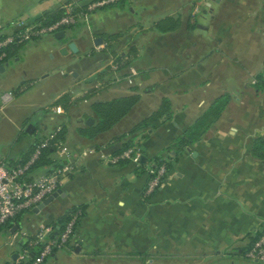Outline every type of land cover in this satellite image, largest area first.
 Here are the masks:
<instances>
[{
    "label": "crops",
    "instance_id": "0c3cea01",
    "mask_svg": "<svg viewBox=\"0 0 264 264\" xmlns=\"http://www.w3.org/2000/svg\"><path fill=\"white\" fill-rule=\"evenodd\" d=\"M66 1L0 0V26L15 19L41 23L45 13L63 10L68 2L85 4ZM165 17L178 18L179 28L158 31L154 25ZM65 30L69 40L58 49L68 54L73 42L74 62L56 55L52 63L28 54L32 47L20 52L16 47L0 68L7 75L0 83V160L26 161L34 145L58 126L60 139L79 154L61 194L39 212L31 211L37 216L27 211L0 228V264H15L12 256L28 239L14 234L30 238L76 207L83 214L73 236L42 264L246 261L243 252L264 227V158L251 154L255 140L264 145V0H119L58 32ZM111 34L118 35L103 40ZM119 55L129 60L109 72L106 67ZM9 90L17 94L2 103ZM224 94L229 101L219 118L178 157L158 188L145 194L149 161L162 156ZM131 95H139L138 102L111 129L91 139L79 135L87 119L95 122L93 103ZM62 96L66 108L55 103ZM163 98L171 103V119L133 139L147 160L144 171L136 173L129 161L113 163L120 137L157 110ZM55 106L62 112L54 113ZM44 119L53 122L50 131ZM57 158L49 148L44 163L34 165L27 177L57 167Z\"/></svg>",
    "mask_w": 264,
    "mask_h": 264
},
{
    "label": "built area",
    "instance_id": "2783aa9c",
    "mask_svg": "<svg viewBox=\"0 0 264 264\" xmlns=\"http://www.w3.org/2000/svg\"><path fill=\"white\" fill-rule=\"evenodd\" d=\"M84 1V0H82ZM119 0H86L84 6L75 4L73 1L64 4V14L55 22L50 24L26 23L21 19H15L8 23L6 27L0 26V66L7 60L9 53L16 47L37 39L44 34L56 33L62 28H68L79 20H84L87 15L99 8L117 3ZM129 57L126 55L117 56L112 59L108 66V71L115 73L126 65ZM134 76L135 72H130ZM127 83L132 84V77L127 78ZM17 91H7L1 96L2 103L10 102ZM54 113H61L62 108L55 106L52 108ZM61 127L58 126L50 134L44 135L33 147L32 153L26 161L16 162L8 165L4 160H0V228L10 223L14 218L24 212L32 211L42 201L59 189L65 180L68 179L76 168V161L79 154L70 150L60 139ZM54 148L58 154L57 167L49 172L28 178L30 169L40 158L44 150ZM92 153L93 150L87 151ZM86 152H83L85 154ZM141 151L139 147L132 146L117 154L113 158V163L127 160L134 166L139 165ZM146 173L149 177L145 194H150L162 183L165 175L163 166L152 168L147 166ZM83 214V210L76 207L69 211L68 221L64 228L56 236H51V227H42L38 232L28 237L21 233L15 238H25L26 247L18 253L15 264H27L31 258L29 253L31 247L37 248L36 256L29 264H42L44 259L52 254L53 251L64 247L73 236L75 227ZM33 257V256H32ZM246 261L264 264V227L259 234L252 239L246 250L243 252Z\"/></svg>",
    "mask_w": 264,
    "mask_h": 264
},
{
    "label": "trees",
    "instance_id": "16d2710c",
    "mask_svg": "<svg viewBox=\"0 0 264 264\" xmlns=\"http://www.w3.org/2000/svg\"><path fill=\"white\" fill-rule=\"evenodd\" d=\"M67 0L66 2H68ZM85 3V1H83ZM64 14V10L57 9L52 12L45 13L42 17L39 18L41 23L50 24L58 20ZM180 22L179 19H173L171 17H165L157 21L154 27L160 32L173 31L179 28ZM118 34H111L103 38L104 41L109 42L117 37ZM130 55H133L134 52L132 49L129 50ZM106 71L104 70L99 75H105ZM139 95H131L126 97H120L111 99L104 102H96L92 104V110L95 114V122L88 127L78 129L79 135L87 138H93L99 133L108 131L121 119H123L133 108V106L138 102ZM229 101V96L227 94L217 97L209 106V108L204 111L192 125H190L183 133L173 141L168 147H166L162 156L159 155L149 162L152 168H158L160 166L164 167L165 175L162 178V181L166 178V175L175 167L178 157L181 156L185 151L189 150L195 143H197L212 126V124L219 118L222 111ZM56 104L62 105L64 108L67 107V98L65 96L60 97ZM172 117L171 112V103L169 99L163 98L161 100L160 106L157 110L152 112L149 116L144 118L138 124L134 125L127 134L120 137L123 140L121 149L117 154H121L127 148H130L133 144L134 137L139 133L147 134L149 131H153L160 127L164 122L169 121ZM140 147V145H139ZM47 151H44L40 158L37 160L38 163H44L42 160ZM45 153V154H44ZM251 154L253 157L258 159L264 158V145L262 140H255L253 147L251 149ZM147 162L144 155L139 159V165L136 166V173H142L144 171L143 166ZM119 164L128 163L127 160H121ZM75 208L71 209L74 210ZM82 209V208H81ZM69 210V211H71ZM69 211H67L56 223L49 225L52 228L51 236H56L64 228L66 222L68 221ZM22 214V213H21ZM21 214L17 215L14 220H16ZM6 227L11 226L9 223L5 225ZM257 236V235H256ZM255 238V237H254ZM252 241V240H251ZM69 242V241H68ZM67 242V243H68ZM21 246L26 247V242L23 241ZM36 247H31V252L29 253L30 259L27 264L31 263L33 258L36 256L37 251H33ZM33 256V257H32Z\"/></svg>",
    "mask_w": 264,
    "mask_h": 264
},
{
    "label": "rangeland",
    "instance_id": "374dc122",
    "mask_svg": "<svg viewBox=\"0 0 264 264\" xmlns=\"http://www.w3.org/2000/svg\"><path fill=\"white\" fill-rule=\"evenodd\" d=\"M70 37V31L65 30V37L61 40H56L54 38V33L52 34H44L41 37L34 39L32 41H29L28 43L19 46L18 48H20V51H24L25 49L30 48V50H28V54H36V55H40L42 56V58L45 56V58L47 59V61L49 59V62H54V58L57 55L59 60H68L67 63L69 62H74L76 60V54H74L73 52L70 53H66V54H62L60 52V50L58 49V46L60 45H65L67 43V41L69 40ZM38 44V47H34L35 45ZM110 47H112V45H110ZM109 47V49H110ZM118 50H114L115 53H117L119 51L120 48H117ZM56 69V68H55ZM55 71L52 70V74H54ZM67 73V72H66ZM7 75L4 73H0V83L3 80H6ZM78 81V80H77ZM86 83L81 82L80 85H85ZM78 89V88H77ZM1 91V90H0ZM10 91V90H9ZM7 92V91H6ZM1 93V92H0ZM43 123H45L48 126V131L51 130V125L53 124V122H49L46 119L43 120ZM55 124V122H54ZM37 137H40L37 136ZM135 145V144H134ZM30 217H35L37 216L36 214H34L33 212L30 211L29 213ZM13 248H16V245L12 246ZM11 248V247H8ZM217 264H260V263H254V262H249V261H242V260H238V259H228V262H219Z\"/></svg>",
    "mask_w": 264,
    "mask_h": 264
},
{
    "label": "water",
    "instance_id": "95a60500",
    "mask_svg": "<svg viewBox=\"0 0 264 264\" xmlns=\"http://www.w3.org/2000/svg\"><path fill=\"white\" fill-rule=\"evenodd\" d=\"M64 37H65V33H63V32H56V33L54 34V38H55L56 40H61V39H63ZM97 43H99V42H97ZM67 48H69V50H71L73 53H76V48H75V45H74L73 42H70V43L67 45ZM66 51H67V50H66L65 48H62V49L60 50V52H61L62 54H65ZM0 68H3V67L0 66ZM85 124H86L87 126L92 125V124H93V119H91V118L87 119L86 122H85ZM28 127H31V125L28 126ZM142 150H143V148H142ZM59 194H61V191L58 189V190H56L55 192H53L51 195H49L48 197H46V198L42 201V203H40L37 207L33 208L32 211L35 212V213L39 212V211L42 210L45 206H47L49 203H51V202L53 201V199L56 198ZM14 229H15V227L11 230V232H13ZM17 255H18V254L15 253V254L12 256L11 259H12V260H15V259L17 258Z\"/></svg>",
    "mask_w": 264,
    "mask_h": 264
}]
</instances>
